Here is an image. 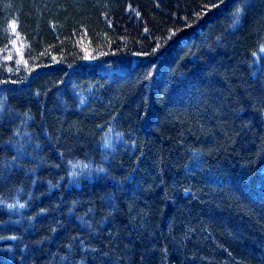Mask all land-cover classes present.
<instances>
[{
    "label": "trees",
    "instance_id": "1",
    "mask_svg": "<svg viewBox=\"0 0 264 264\" xmlns=\"http://www.w3.org/2000/svg\"><path fill=\"white\" fill-rule=\"evenodd\" d=\"M0 264H264V0H0Z\"/></svg>",
    "mask_w": 264,
    "mask_h": 264
},
{
    "label": "bare ground",
    "instance_id": "2",
    "mask_svg": "<svg viewBox=\"0 0 264 264\" xmlns=\"http://www.w3.org/2000/svg\"><path fill=\"white\" fill-rule=\"evenodd\" d=\"M32 80V76L30 77H26L25 79V82H24V87L27 86V84ZM18 98V97H17ZM14 104L15 105H11L10 106V111L7 115L11 116L10 118H17L18 117V114L23 110V109H26V108H31L34 104L30 103V102H27L26 104L23 102L22 105L19 104V99L16 100V97L14 98ZM23 108V109H22ZM31 110H39V106H38V109H33L31 108ZM29 122L32 123L33 125L35 124L34 121H32L30 118H29ZM35 126V125H34ZM32 137H35V136H32ZM32 137L30 136V140H32Z\"/></svg>",
    "mask_w": 264,
    "mask_h": 264
}]
</instances>
